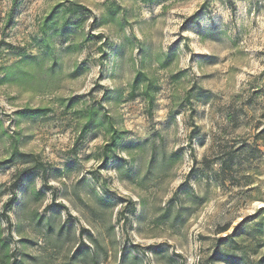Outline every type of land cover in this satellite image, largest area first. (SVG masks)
<instances>
[{
    "label": "rangeland",
    "instance_id": "rangeland-1",
    "mask_svg": "<svg viewBox=\"0 0 264 264\" xmlns=\"http://www.w3.org/2000/svg\"><path fill=\"white\" fill-rule=\"evenodd\" d=\"M70 2L85 9L64 29L55 15L49 54L42 26ZM18 61L26 80L3 81ZM228 156L233 170L214 177ZM35 160L45 178L27 172ZM249 216L224 249L264 264V0H0L9 264H202Z\"/></svg>",
    "mask_w": 264,
    "mask_h": 264
},
{
    "label": "trees",
    "instance_id": "trees-1",
    "mask_svg": "<svg viewBox=\"0 0 264 264\" xmlns=\"http://www.w3.org/2000/svg\"><path fill=\"white\" fill-rule=\"evenodd\" d=\"M85 9V6L80 5L78 3L75 2H70L68 4L65 3H59L57 5L54 6L52 12L50 13V15L47 17V19L45 20L43 26H42V45L44 47V50L47 53H51L52 49L50 48V36H49V24L50 23H54L55 26H57L58 22L55 20V15L58 14L59 12L63 13V18L60 19L62 21V29L66 28V27H71V25H77V24H73L75 22H72L71 18H67L66 15H75L76 13H78L79 11ZM118 13V10H115L111 15H112V23H114L115 20L114 16ZM8 17L10 18V14L8 15ZM106 21V20H105ZM108 22H106L105 24H107ZM111 23V22H110ZM57 29V28H56ZM58 32H55V34H53L54 36L57 34ZM98 37V36H97ZM23 61L27 60L26 56H22ZM107 57V56H105ZM34 58V57H33ZM37 59V56L34 58ZM23 61H18L14 64H12L11 66H9L8 68H6L5 71V76L3 78V81H7L8 79H10L12 76H16V80L18 79V81H23L26 80V78L28 77V72L25 70V68H19L18 72L15 73L14 70L19 64L23 63ZM55 63V60H54ZM83 68L77 67L74 70V73L79 74V72L82 71ZM143 75L138 74L136 79H135V85H137L138 80L142 77ZM145 90V96L148 98V103L150 105V108L152 106L153 103V97L150 93V90L148 89V86H144L143 88ZM45 112L44 109L42 108H36V109H23L20 112H18V115L24 118H29V119H33L36 117H39L40 115H43ZM108 118V123H109V133H110V141L108 142V144H106L107 149H111L113 150V147L115 145V143L117 141H119L121 139V134L119 132V130H117V128H115L112 118L110 116H107ZM16 155V154H14ZM30 155L28 154H22V159H29ZM216 161H220V169L221 171H213V176L217 177V175H221L223 173L221 172H231L233 170V158L231 157H218L216 158ZM206 168L209 169V166L207 165ZM43 170V178L46 177V169H43V165L39 164V162H37V160H35V164L32 168L28 169V171H32V170ZM226 173V174H227ZM224 174V175H226ZM18 187V183L14 184V186L11 188L12 191V195L11 198H9V200L4 204V210L2 212V217L7 225V230L8 232H11L12 230V220H11V216L9 214L10 210L13 207V204L16 202L17 196H16V189ZM133 205V203H132ZM174 207V206H173ZM172 209L171 206H169V208H167V211L169 213V211ZM260 210H263V208H261ZM180 214V212L178 211V215ZM256 216H249V217H245L241 220V222H239L236 226H234L232 228V232L230 234H227L224 237L218 238L217 240V245L214 251V257L210 258L208 261H206L205 263L202 264H215V262L219 261V259L221 257H226V261L228 264H243L240 258H237L236 256L229 254L225 249V244L227 243V241L233 239L236 234L242 230L252 219H254ZM230 226L224 228L223 230H221L220 233H225L227 231H229ZM10 247V242H7L5 239L2 238L1 234H0V256H2V261L3 264H9V260L12 259V256L9 255V249ZM19 264H23L22 262H20Z\"/></svg>",
    "mask_w": 264,
    "mask_h": 264
}]
</instances>
